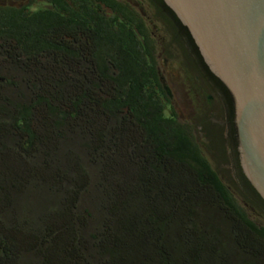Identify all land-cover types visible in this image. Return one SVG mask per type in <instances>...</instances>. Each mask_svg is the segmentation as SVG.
<instances>
[{
    "label": "trees",
    "instance_id": "trees-1",
    "mask_svg": "<svg viewBox=\"0 0 264 264\" xmlns=\"http://www.w3.org/2000/svg\"><path fill=\"white\" fill-rule=\"evenodd\" d=\"M48 1L0 7V264H264L141 13Z\"/></svg>",
    "mask_w": 264,
    "mask_h": 264
},
{
    "label": "water",
    "instance_id": "water-1",
    "mask_svg": "<svg viewBox=\"0 0 264 264\" xmlns=\"http://www.w3.org/2000/svg\"><path fill=\"white\" fill-rule=\"evenodd\" d=\"M164 1L234 95L243 167L264 198V0Z\"/></svg>",
    "mask_w": 264,
    "mask_h": 264
},
{
    "label": "flooded vegetation",
    "instance_id": "flooded-vegetation-1",
    "mask_svg": "<svg viewBox=\"0 0 264 264\" xmlns=\"http://www.w3.org/2000/svg\"><path fill=\"white\" fill-rule=\"evenodd\" d=\"M34 2L35 0H0V7L22 8L30 6L31 9L37 10L39 8H47L50 5L48 0H41L32 5ZM134 2L141 5L146 11V13H142L129 1L141 13L146 24L159 42L161 57L164 56L166 61L172 62L173 66L176 67L177 77L180 76L183 80L176 83L180 86V90L175 93L164 81V87L170 103L174 102L175 98H177V101L186 102L192 100L194 103L198 90L202 89L203 93L215 92L218 95V102H223L225 105L226 120H224V123L231 154L230 160H233L235 175L260 205L262 196L247 176L243 167L239 132L236 123V101L231 90L211 70L190 30L165 1L164 4L157 0H134ZM151 23L154 24L158 32H154L150 25ZM171 41L172 44L175 41V46H172V48L170 45ZM193 76L198 80V86L188 84ZM163 78L165 80V77ZM208 99L211 100L212 96L208 95ZM231 116L233 117L232 120ZM209 142L207 141L206 143L209 145Z\"/></svg>",
    "mask_w": 264,
    "mask_h": 264
},
{
    "label": "rangeland",
    "instance_id": "rangeland-1",
    "mask_svg": "<svg viewBox=\"0 0 264 264\" xmlns=\"http://www.w3.org/2000/svg\"><path fill=\"white\" fill-rule=\"evenodd\" d=\"M129 1H131L139 11L146 13L145 9L141 7V5L135 4L134 0ZM150 25L154 32H158L153 23ZM174 42L175 41H173L172 44L171 41V48L175 46ZM160 60L163 77H165V80L164 78L163 80L175 93L180 90V86L176 83L183 80L180 76L177 77L178 73L176 67L173 66L171 61H166L164 56L161 57ZM188 84L191 86H198L199 83L196 77L193 76ZM196 95L194 103L192 100L181 102L177 101V98H175L176 100L174 102L169 103L167 115L170 116L175 112L182 121L194 123L197 126V135L205 147L204 149L214 167L219 171L223 180L237 193L239 202L248 215L258 223L264 224V215L249 204V202L255 204L256 202L237 179L233 160H230L231 154L226 135V125L224 123V120H226L225 105L223 102H218V95L215 92L209 91L203 93L202 89H199ZM208 95L212 96L211 100L208 99ZM207 141H210L209 145L206 143ZM205 144H207V146Z\"/></svg>",
    "mask_w": 264,
    "mask_h": 264
}]
</instances>
